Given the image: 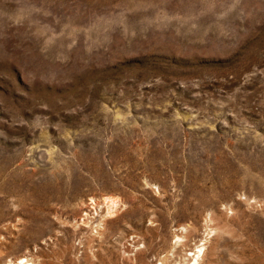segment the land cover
Listing matches in <instances>:
<instances>
[{
    "label": "rangeland",
    "instance_id": "1",
    "mask_svg": "<svg viewBox=\"0 0 264 264\" xmlns=\"http://www.w3.org/2000/svg\"><path fill=\"white\" fill-rule=\"evenodd\" d=\"M0 264H264V0H0Z\"/></svg>",
    "mask_w": 264,
    "mask_h": 264
},
{
    "label": "bare ground",
    "instance_id": "2",
    "mask_svg": "<svg viewBox=\"0 0 264 264\" xmlns=\"http://www.w3.org/2000/svg\"><path fill=\"white\" fill-rule=\"evenodd\" d=\"M112 200V199H111ZM111 200H108L107 202H111L112 208L115 206V203ZM110 211V210H109ZM203 244V243H202ZM201 245H198L196 250L193 252V256H195V259L197 260L199 256H201L204 253V247ZM26 258V257H25ZM25 261H29V259H25Z\"/></svg>",
    "mask_w": 264,
    "mask_h": 264
}]
</instances>
